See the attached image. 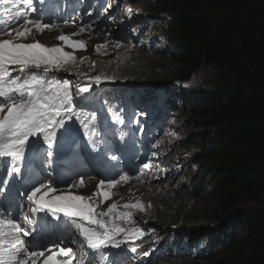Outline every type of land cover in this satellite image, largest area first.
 I'll list each match as a JSON object with an SVG mask.
<instances>
[{
	"label": "snow or ice",
	"instance_id": "1",
	"mask_svg": "<svg viewBox=\"0 0 264 264\" xmlns=\"http://www.w3.org/2000/svg\"><path fill=\"white\" fill-rule=\"evenodd\" d=\"M46 3L0 0V12L16 21L0 27V35L15 36L0 39V264H30V260L36 264L44 251L30 248L51 251L43 264H73L76 252L65 245H76L77 239L81 254L77 264H123L124 247L142 233L121 226V221L132 219L131 211H118L117 203L107 209L100 205L111 198L114 185L128 178L127 171L121 174L119 164L123 150L135 145L117 135L121 142V150H117L107 126L98 120L94 86L106 77L95 76L74 87L68 78H57L58 71L72 75L69 66H75V56L65 47L84 49V41L61 35V46L22 42L34 30L57 26L45 12ZM45 16L51 22L45 23ZM101 47L97 45V51ZM81 142L99 157V171L105 176L93 197L71 191L84 186L79 165ZM113 176L118 179L110 178ZM143 207L139 202L123 205L124 209ZM7 216L14 218H4ZM41 238L50 244H41Z\"/></svg>",
	"mask_w": 264,
	"mask_h": 264
},
{
	"label": "trees",
	"instance_id": "2",
	"mask_svg": "<svg viewBox=\"0 0 264 264\" xmlns=\"http://www.w3.org/2000/svg\"><path fill=\"white\" fill-rule=\"evenodd\" d=\"M139 2L141 16L168 20L166 47L138 46L117 72L136 66L139 78L147 68L152 79L173 80L205 67L218 78L183 91L196 136L187 145L198 154L174 200L202 207L189 222H208L188 229L198 250L185 264H264V0Z\"/></svg>",
	"mask_w": 264,
	"mask_h": 264
},
{
	"label": "clouds",
	"instance_id": "3",
	"mask_svg": "<svg viewBox=\"0 0 264 264\" xmlns=\"http://www.w3.org/2000/svg\"><path fill=\"white\" fill-rule=\"evenodd\" d=\"M130 1L131 0H122V9L125 16V20V12L127 10L126 3H129ZM131 2L129 3V7H132V16L126 21L129 24L136 25L139 21V18L137 19L135 18V16L140 13L137 12L138 9H136V7H134ZM133 18L134 20H137V23H133ZM107 20L110 21V19L108 18ZM119 31L120 28L118 26V31L115 34L111 35V37L108 38L106 41H104V43L107 44V50L109 49V44L111 45V51L114 49L117 50L118 48H124L129 50L130 52H134L135 49L128 48L129 45L127 44H125V47L117 46V37H119ZM105 47L106 46H102L103 49H100L99 51L103 52L105 50ZM129 61L130 60H121L113 62L122 66L127 64ZM119 72L122 75V71ZM135 78L146 80L145 78ZM199 79L200 78H197V80ZM191 80L192 77L182 79V81ZM109 83L115 85L110 81ZM123 89L127 90V88L124 87ZM109 90H122V88L108 86L107 91ZM172 90L173 89H171V91ZM181 100H186V97L183 96L177 98L175 100V103ZM143 101L144 100H141V103ZM162 103L163 102L158 104L154 103V106H159ZM188 104L189 102H187L186 100V104L180 112H182L183 109L188 108ZM168 105L170 106V104ZM180 112L178 118L174 121L175 127L171 131L169 137L166 138L163 142H160V144L158 145L149 144V156H147L146 158H139L136 156V159H134L136 162L131 165V168L139 169L141 165L147 164V168L149 170L146 171V173L141 174V179L139 180L136 179L134 177V174H131L130 171L123 170V172H128V178L125 181L114 185L111 189V192L113 193L111 198L107 201H104L100 205L102 209H107V207H109L112 203H117L120 206L118 208V211H131L133 214L132 219L121 221V226L129 227L132 229H139L142 233L138 238L128 242L127 245L124 247V264H174V262H176L177 264H185L191 256L197 255L198 247L191 240L188 229L190 231V229L193 227H201L203 225H208V222L204 220V224H193L187 219H183V217H180L179 219H174L171 215V203L173 202L174 204V197L179 194L178 192L182 190L185 186H190V174H192V171L190 172V170H192L194 166H197V164L192 161L194 159V156L198 154L197 148L193 146L188 147L187 145L188 138L190 136L192 138H195L196 136L195 134L189 135L191 131L185 126V121L180 118ZM161 113L162 111L155 118L139 116L138 123L136 122L137 116L134 117L133 120L136 122L138 127H141V123L147 122L148 120L152 124H154L157 120L159 121V123H163L165 122V120L162 119ZM116 129L117 132L123 133L125 128L119 127ZM120 133H118L117 135L120 136ZM142 135H145V133L143 131H140L139 129L138 131H136V135L133 136L132 139L140 138L142 137ZM115 136H111L112 142L117 150H121V142ZM122 138H126V136H122ZM145 147L146 146L139 144L134 150V152H137L140 149H142L143 151ZM126 150L128 149L123 150V156H125V158H130L125 155ZM80 153L82 155V152ZM125 158L122 159L121 163L125 160ZM84 162L85 161L81 158L79 159V165L84 164ZM92 167L100 168V159L98 163H96ZM123 172H121V174H123ZM102 179L103 177L99 174L94 176L93 178H88L86 181L91 182L92 186L84 185L83 187H78L79 189H82L81 196L93 197L94 193L97 191V186L100 184V181ZM112 179H118V176H114ZM138 202L142 203L144 207L134 209L123 208L124 204ZM175 203L178 204L176 200ZM185 206L187 207L186 203ZM140 216H142L148 223H144L140 219ZM168 216L169 223L173 221V224H170V229L161 228L159 226L158 220H165ZM79 243L80 240L77 239L76 245L66 243L65 246L69 245V247H73L74 252H76V254L78 255H81L77 251ZM132 247H135L134 251H130ZM29 250H36L38 252L44 251V256H40L37 258H40V261H44V259L51 254V251L45 250L44 248H30ZM129 251L135 254L133 256L127 257V253ZM145 253H148V255H145ZM87 255L88 253H85V257H87Z\"/></svg>",
	"mask_w": 264,
	"mask_h": 264
},
{
	"label": "rangeland",
	"instance_id": "4",
	"mask_svg": "<svg viewBox=\"0 0 264 264\" xmlns=\"http://www.w3.org/2000/svg\"><path fill=\"white\" fill-rule=\"evenodd\" d=\"M139 4L140 2L138 0L137 6H136L137 9H139ZM83 5H85V7L79 10L78 12H73L69 14V20H68L69 23H65L63 21L65 23L63 24L64 26L63 25L59 26V24H57V27H53L51 29H45L42 32L34 31L35 34L32 36V39H24L23 42L31 43L34 41H39L40 43L46 46H49V47L61 46L63 42L58 39V37H60L61 35H69L72 37V39L76 41H84L85 44L90 42L89 44L90 47L88 49L89 51L92 49L91 52H85L84 49H73L72 47H67V46L65 47V50L72 52L73 55L78 53V58H76L75 60V66H71V65L69 66V70L72 73V75H69L68 72L58 71L56 73L57 78L63 79L64 76H73V74L81 73L83 74L82 76L99 75L102 77H106L107 82L110 81L115 85H122V84L124 85V84H128L131 82H136L135 77H139V76H137V74H131V73L138 72L136 70V66H131L129 69L126 70L125 73L129 74L127 76L126 75L105 74V73H108V71L112 68L117 69L118 67H120L119 64L113 61L133 60V57L136 56L135 52H130L129 50L124 49V48H118L117 50L114 49L111 51V45L109 44H108V47H109L108 50L105 49L103 52H100V51H97V48H96L97 45L96 46L94 45L96 43L106 41L108 38L111 37V35L115 34L118 31V21H119L120 16L125 17L123 13V9L119 6L118 2H116L115 0H83ZM103 8L106 9L112 15V19H113L112 25L108 24L109 20L105 18L107 16L106 15L107 11L105 12ZM137 12L141 14L140 9L137 10ZM104 18L106 20H104ZM141 19L143 20L142 28L143 29L145 28L144 30L145 37H143L141 41H143L144 44H147V47L150 50H152L151 53H153L155 50L165 48L167 41L165 40L164 36H161V34L166 32L167 26L169 23L168 20L160 19V17L156 18L155 16H151V15H148L145 20L143 17ZM121 31H122V27L120 29V32ZM130 38L131 40L129 41V44L134 45L132 43L133 38L132 37ZM79 57H83V58L79 60ZM93 59H95V61H93ZM33 71H38V70L34 69ZM140 72H142L141 76H145V78L147 77L146 80L159 79V78L152 79L148 77L150 73L148 72L147 68H143ZM194 73L196 75H199L196 77L202 78V80L208 78V81L211 82L213 80L218 79L217 77L209 76L207 74V70L205 67H200ZM180 80L182 79H179V78L173 79V80L172 79H167V80L161 79L160 81L165 86H167L169 83L178 82ZM70 82H72V80H70ZM197 83H203V81H198ZM197 83H193V85ZM102 84H105V81L102 82ZM124 88L128 89L130 88V85ZM98 110H99L98 120L100 121L101 120L100 116L103 114V109L98 108ZM169 111L170 110L167 108L165 112L168 113ZM179 112L177 113L178 116H179ZM180 118H182L187 123V116L185 115V113L180 112ZM130 120L132 121L131 123H134V124L136 123L133 120V118L126 117V122H129ZM108 125H109V121H108L107 126ZM109 131L117 132V129L114 127H110ZM193 134L195 133L192 131L189 133V135H193ZM198 144L199 143H197V145ZM195 171H196V166H194L192 169V172H195ZM84 185L92 186V183L88 181H84ZM177 202L178 204L175 203V200H174V204L171 207V215L174 219H179L180 217L181 218L183 217V219L188 220L190 219L193 213L195 215H198L197 212L201 210L202 208V207L198 208L196 205L195 206L190 205L189 208H187L183 200L181 201L177 200ZM140 219L144 223H148L142 216H140ZM168 219H169V216L165 220H158L159 226L161 228L170 229V224H173V221L169 223ZM196 224H204V222L196 223Z\"/></svg>",
	"mask_w": 264,
	"mask_h": 264
},
{
	"label": "bare ground",
	"instance_id": "5",
	"mask_svg": "<svg viewBox=\"0 0 264 264\" xmlns=\"http://www.w3.org/2000/svg\"><path fill=\"white\" fill-rule=\"evenodd\" d=\"M79 23V22H78ZM67 25V24H66ZM78 25V24H77ZM60 26V25H59ZM64 26V25H63ZM87 26V25H86ZM85 26V27H86ZM57 27V26H56ZM59 28V27H58ZM61 28V27H60ZM65 29V28H64ZM79 29V28H78ZM81 31V30H80ZM66 32V31H65ZM69 32V31H68ZM84 33V32H83ZM42 34V33H41ZM75 35V34H74ZM32 43V42H31ZM68 47V46H67ZM71 49V48H70ZM111 70V69H110ZM138 94V92H136V95ZM123 104V103H122ZM139 105H140V108H142V110H144V112H146L145 114H147V113H150V114H153V109L155 108V106H151L150 104H149V101H143L142 103H139ZM151 107H153V108H151ZM149 108H151V109H149ZM148 109V110H147ZM167 110V108L166 107H163V111H162V113H161V115H163V114H165L166 111ZM143 112V111H142ZM157 113H158V111H157ZM169 113H170V111L168 112V113H166L167 115H169ZM108 130H109V128H108ZM119 168H120V170H121V172H123V166H121L120 164H119ZM217 233V232H216ZM182 240V239H181ZM135 250V247H132L131 248V250L130 251H132V250ZM128 252L127 253V257H129V256H133L135 253H131V252Z\"/></svg>",
	"mask_w": 264,
	"mask_h": 264
}]
</instances>
